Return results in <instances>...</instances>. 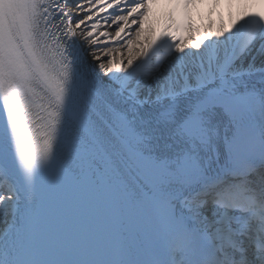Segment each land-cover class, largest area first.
<instances>
[{"label": "snow or ice", "instance_id": "snow-or-ice-1", "mask_svg": "<svg viewBox=\"0 0 264 264\" xmlns=\"http://www.w3.org/2000/svg\"><path fill=\"white\" fill-rule=\"evenodd\" d=\"M148 9L0 0V264H124L150 221L120 197L118 139L154 183L202 195L203 223L177 231L204 264H264V211L216 203L243 182L264 205V173L230 175L257 112L264 134V11L197 39L146 35ZM81 246L95 258L71 259Z\"/></svg>", "mask_w": 264, "mask_h": 264}, {"label": "bare ground", "instance_id": "bare-ground-1", "mask_svg": "<svg viewBox=\"0 0 264 264\" xmlns=\"http://www.w3.org/2000/svg\"><path fill=\"white\" fill-rule=\"evenodd\" d=\"M234 1L194 0L189 8L184 7L187 10L182 12V18H180L179 10L170 9L171 0H149V9L143 24L145 34L159 35L168 31L185 38L189 35H195L197 39H202L214 32L231 28L236 20L245 15L246 0H240L238 8L234 6ZM189 24L192 25V32L188 30ZM211 209L212 207H207L204 211L210 212ZM196 213L199 218V208ZM199 221L203 222L200 219Z\"/></svg>", "mask_w": 264, "mask_h": 264}]
</instances>
